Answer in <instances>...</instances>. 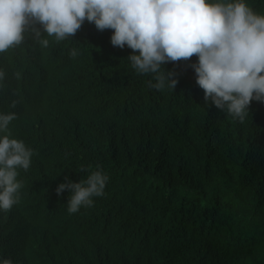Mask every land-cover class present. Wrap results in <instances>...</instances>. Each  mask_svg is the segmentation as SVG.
<instances>
[{"label": "trees", "instance_id": "obj_1", "mask_svg": "<svg viewBox=\"0 0 264 264\" xmlns=\"http://www.w3.org/2000/svg\"><path fill=\"white\" fill-rule=\"evenodd\" d=\"M245 3L264 15V0ZM112 34L85 21L69 39L46 37V48L26 33L0 53V97L18 101V112L8 110L17 115L9 138L34 153L30 168L18 169L19 203L0 210V257L264 264V103L253 100L243 123L206 105L188 66L195 56L163 65L177 73L175 90L153 89L150 74L131 68L132 49L112 46ZM73 48L80 54L70 58ZM97 165L109 177L105 194L69 214L70 192L57 194L59 180L77 182Z\"/></svg>", "mask_w": 264, "mask_h": 264}, {"label": "clouds", "instance_id": "obj_2", "mask_svg": "<svg viewBox=\"0 0 264 264\" xmlns=\"http://www.w3.org/2000/svg\"><path fill=\"white\" fill-rule=\"evenodd\" d=\"M85 21L94 23L98 31L113 30L112 46L132 49L127 57L131 68L137 74H150L153 89L175 90L177 73L166 71L163 65L189 62L195 56L196 62L188 66L204 91L206 105L243 123L253 100L264 103V15L254 12L245 0H0V53L19 46L26 33L46 48V37L57 42L69 39ZM79 54L73 48L69 57ZM4 78L0 71V87L7 81ZM17 103L0 97L4 110L0 112V133H7L0 137L2 212L19 203L24 184L17 179L18 169L27 171L34 154L23 141L9 138L8 126L17 115L8 110ZM79 172L88 169L81 167ZM75 180H59L56 189L57 194L69 190V214L93 207V197L105 194L109 177L97 165V170ZM1 242L5 245V240ZM0 264L18 263L6 256L0 257Z\"/></svg>", "mask_w": 264, "mask_h": 264}, {"label": "rangeland", "instance_id": "obj_3", "mask_svg": "<svg viewBox=\"0 0 264 264\" xmlns=\"http://www.w3.org/2000/svg\"><path fill=\"white\" fill-rule=\"evenodd\" d=\"M3 87H0V91L2 90Z\"/></svg>", "mask_w": 264, "mask_h": 264}]
</instances>
